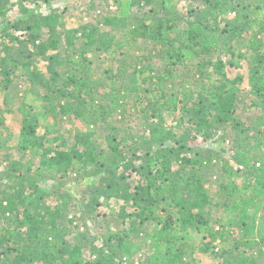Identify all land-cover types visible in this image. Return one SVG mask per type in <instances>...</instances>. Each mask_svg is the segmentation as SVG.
<instances>
[{
    "label": "trees",
    "instance_id": "obj_1",
    "mask_svg": "<svg viewBox=\"0 0 264 264\" xmlns=\"http://www.w3.org/2000/svg\"><path fill=\"white\" fill-rule=\"evenodd\" d=\"M5 1L0 0V6ZM168 1L172 0H133L139 8L152 4L153 19L135 14L122 38L109 31L110 26H117L118 18L108 15L97 25L79 31L87 41L85 45L99 42L98 49L109 51L128 43L142 53L129 64L133 68L131 84L137 86L138 76L149 73L153 91L160 95L159 101L147 107L157 118L153 121L146 118L147 110L139 112L136 105L128 108L122 87L114 84L110 92H102L98 82L92 81V59L82 47H75L73 37L64 41L66 50L73 51L61 52V41L56 39L61 22L57 8L50 7L47 15L13 23L6 22L7 13L0 11V33H24L33 48L28 57H41L46 63V74L30 73L36 86L27 93L44 100V113L54 120L57 134L52 140L48 139L50 132L39 135L32 108L25 103L19 107L23 120L20 155L7 153L1 161L8 167L0 177V264L123 263L145 247L153 250L168 239L166 230L175 219L170 217L163 227L162 221L153 219L155 211L168 207L177 210L185 229L196 225L208 233L210 241L202 245L205 253L216 250L212 245L218 240L211 232L213 213L232 212L252 240L234 239L232 249L219 251L216 264H256L240 246L264 247V21L253 19L254 11H264V0H197L196 18L167 9ZM227 15L229 20L222 26ZM252 24L259 25L261 31L242 37ZM44 33L48 41H44ZM233 38L238 39L234 44ZM176 44L180 48L174 52ZM182 49L189 50L198 64L191 68L183 65L187 73L180 74ZM235 49L246 51L238 57L247 63L254 83L245 97L240 89L244 77L228 78L224 71L222 55L235 59ZM156 60L159 65L152 66ZM7 65L3 59L2 68ZM23 66L29 68L31 64ZM126 71V65L122 66L109 80L120 79L122 83ZM212 74L220 78L218 83ZM6 79L3 92L12 83L10 77ZM241 107L254 110L250 124L242 121ZM165 111L176 126L159 122L166 121ZM68 117L81 120L89 132L73 135L66 131ZM136 117L144 119L145 131L130 137L128 120ZM221 128V142L232 143L234 155L227 158L212 149L192 148L199 139L210 140ZM252 130L261 137L255 136L257 141L248 144L254 137L249 135ZM100 142L107 144L108 153L100 150ZM3 148L0 144V152ZM215 168L221 177L213 175ZM88 179L104 188L103 193L89 189L90 196L105 195L125 203L118 219L129 229L94 237L91 255L85 259L80 257L81 248L66 240L65 228L57 223L63 212L54 209L47 216L44 211L51 208L47 202L59 203L69 197L66 187L71 183L77 182L81 190L82 182ZM209 179H218V190L212 196L207 187ZM82 195L84 200V192ZM39 203L44 211L32 213L29 205ZM128 207L133 211L127 212ZM222 239L226 242L233 237L229 232ZM168 244L165 253L145 257L143 264H194L192 254L185 256L184 247L172 250L173 245Z\"/></svg>",
    "mask_w": 264,
    "mask_h": 264
},
{
    "label": "rangeland",
    "instance_id": "obj_2",
    "mask_svg": "<svg viewBox=\"0 0 264 264\" xmlns=\"http://www.w3.org/2000/svg\"><path fill=\"white\" fill-rule=\"evenodd\" d=\"M155 1L157 0H151V2ZM50 7L57 8V13L61 18V22L57 25L56 32V39L61 41V52L65 55V52L70 54L73 51L72 48H67L66 50L64 45V41L67 37H73L75 39V47H82L87 52L88 57L92 59V63L90 64L92 68V81L98 82L97 86L101 87L102 92H110L114 84L118 85L117 88L122 87V89H124L123 93H127L126 101L129 104L128 108L134 109V106L136 105L139 112H143L145 110L148 111L146 114L147 119L152 121L157 119L147 108L151 102L160 100L159 93L153 91L154 86L148 78L149 73L146 72L145 74L138 76L137 86L131 84V75L133 72L132 66L130 67L131 62L134 59V56H139L140 54L142 55V53H139L135 46L128 43L118 46L115 45L109 51L98 49L100 46L99 42L90 46L87 44L85 45L87 41L79 32L84 26L97 25L102 17L108 15L118 18L117 26H110L109 31L116 34L118 38H122V36H125L127 30L130 29V19L135 14H137L139 18L150 17V20L153 19V16H151L153 15V12L150 11L152 4L147 5L145 8H139L133 5V0H8L0 6V11L7 13L6 22L13 23L20 18L29 19L30 17H33V15H47L50 13ZM198 7L199 2L197 0H172L168 1L166 4L167 9L179 11L181 14H191L192 18H196L195 16ZM147 12H149L150 15ZM254 12L255 15H253V19L256 18L259 21H264L263 10ZM229 17V15L223 17L221 23L222 26L229 20ZM0 30H2V28ZM76 30H78V33L74 34V31ZM259 31H261L260 26L252 24L245 34H242V37H248V35H253ZM261 37L264 38V34H262ZM43 39L44 41H48V34L44 33ZM237 40V38H233L232 44H234ZM142 45L143 43L140 47ZM175 47L172 48V50L177 52L176 49H179L180 46L176 44ZM31 49L33 48L27 43L26 35L24 33L7 32L4 35L0 33V144L5 147L0 152V177L8 167L7 163H1L2 159H5L4 155L7 153H13L15 157H19L20 155L18 145L23 120L18 112V109L23 103L32 108L34 115L38 120L39 135L42 136L43 134L50 132L48 136L49 140H52L57 135L54 132V120L44 113V100L41 97L27 93L28 89L36 86L34 80H31L30 73H47L46 63L41 57H28V51ZM235 51V59H231V56L222 55V59L226 66L224 71L228 78H234L237 75H242L244 77L240 89L242 90V95L245 97L247 93L251 91L254 83L251 81V75L249 73L247 63L244 59L238 57V53H241L242 51L246 53V51H241L239 49H235ZM262 52L264 53V46L262 48ZM50 53L53 52L51 51ZM248 55H250V53H247V56ZM182 56L184 62L181 67H179L180 74L187 73V69L184 68L183 65L191 68L196 67L198 64V59L194 58L189 50L182 49ZM3 59L8 62L5 69L1 66V61ZM26 62H30L31 66L29 68H25L23 66ZM159 62V60H156L152 63V66L159 65ZM230 62H233L234 64H230ZM125 65L127 71L122 77V83L120 82V79H115L113 81L109 80V78H112L117 74L119 68ZM212 71L214 72L213 69H211V72ZM8 77H10L12 83L9 88L3 92L2 89L8 83L6 79ZM212 79L214 81L217 80L218 83L220 78L212 74ZM192 89L196 91V88ZM241 109H243V107H241ZM252 111L246 108L240 111L242 117H244L242 118L243 122L250 124L249 121H251V116L253 114ZM165 112L167 116L166 121L161 122V119H158L159 122L167 126H176L177 122H173V117L168 115L167 111ZM179 117L180 114L176 116V119ZM143 121L144 119H137V117L128 120V128L131 132L129 134L130 137L137 134H144L145 130L142 126L144 125ZM64 126L66 131H72L73 135L89 132V128L85 123L81 120H75L72 117L66 118ZM223 132V128L216 130L210 140L203 141L202 139H199L198 142L192 144V148H208L217 152H222L227 158L231 157L234 155L232 143L226 142L223 144L221 142ZM62 133H64V131H62ZM66 135L68 136V134ZM249 135L254 137L251 140L249 139L248 144L257 141L255 136H258L259 138L261 137V134L254 130L249 132ZM71 143L72 142L70 141L69 145H71ZM100 143V150L102 149V151L108 153L107 144L104 142ZM51 144L54 146L56 145L54 142H51ZM38 163L39 160L36 161V165H38ZM77 167L79 166L77 165ZM212 173H214L213 175L217 176V178L222 175L218 169ZM208 182L209 186L207 187L210 195L212 196V194L218 190V179H209ZM82 185L84 186V189L80 190L77 188V182L71 183L66 187V192L69 193V197H66L67 199H64L59 203L47 202V206H50L51 208L46 209L45 211L43 210L44 205L42 203L35 204L34 206L29 205V208L32 213L44 211L47 216L51 215L54 209L63 212V218L57 220V223L65 228L67 233L65 236L66 240L72 245L79 246L81 248L80 257L88 259L91 255L90 247L91 245H94L92 244L94 237H103L104 235H107L109 231L116 232L118 230H127L129 229V225L122 226V223H120L118 219V216L122 211V207L125 204L123 201H118L115 198L106 197L105 195L100 198L90 196V190L98 191L97 193H103L104 191V188L100 187V183L97 181L94 182L92 179L85 180L82 182ZM28 191L26 193L27 197L30 196ZM83 192L85 194L84 200L82 198ZM96 202H98V204L94 207ZM126 211L131 212L133 211V208L128 207ZM170 217H173L175 220L173 221L172 226L166 230V234L168 235L167 240L162 241L159 247L154 248L153 250H150L149 247H145L140 253L137 252L131 260H128L129 262L124 261L120 264H143V259H145V257H151L158 253H165L169 242L173 245L172 250L184 247L186 257L192 254L194 264H216L220 261L218 256L219 251L221 252L222 249H232L234 239H238L239 242L243 241L246 243L252 240V237L248 236V232L245 229L243 230V227L239 223L236 215L232 212H214L213 220L211 222V232L218 238L215 244H212L216 247V250L214 253H212V250L205 253L202 251V245L209 243L210 238L207 236L208 233L200 231L196 225L185 229L179 222V216L174 207H168L165 211H155L153 219L162 221L161 226L163 227L165 221L167 222L170 220ZM216 218H218L221 222L220 224L216 222ZM229 232L231 233L233 240L222 242V237H225ZM240 247L246 256L249 257V259L254 260L256 264H264V247H262V245H241Z\"/></svg>",
    "mask_w": 264,
    "mask_h": 264
}]
</instances>
